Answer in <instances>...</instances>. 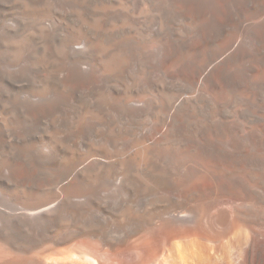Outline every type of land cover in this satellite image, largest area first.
<instances>
[{"label":"bare ground","instance_id":"obj_1","mask_svg":"<svg viewBox=\"0 0 264 264\" xmlns=\"http://www.w3.org/2000/svg\"><path fill=\"white\" fill-rule=\"evenodd\" d=\"M0 264H264V0H0Z\"/></svg>","mask_w":264,"mask_h":264}]
</instances>
